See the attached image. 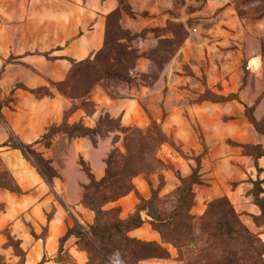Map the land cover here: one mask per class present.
<instances>
[{"label": "crops", "instance_id": "crops-1", "mask_svg": "<svg viewBox=\"0 0 264 264\" xmlns=\"http://www.w3.org/2000/svg\"><path fill=\"white\" fill-rule=\"evenodd\" d=\"M154 1L155 4L146 9L150 17L141 18L143 26L161 25L166 18L157 0ZM130 4L134 10H143L142 2ZM118 6V0H0V92L4 94L14 88L13 100L4 103L0 109V157L3 166L22 190L21 194L0 190V201L5 205L0 211V245L4 241L2 231L8 228L10 234L20 241L21 247L26 249L24 264H39L43 258V264H57L54 255L68 228L75 223L85 226L94 223V212L82 202L89 177L79 164V158L96 178H100L105 173L107 154L117 145L113 139L118 132L113 131L97 136L94 142L84 136L69 137L57 133L47 144L41 139L51 125L81 123L95 128L99 120L108 115L119 119L124 126L143 128L151 119L140 101L147 97L155 109L151 115L159 121L162 131L180 143L184 153L200 152L196 135L187 126V118L194 116L202 119L199 106L188 113L192 117L187 116L182 107L172 108L163 115L167 99L160 94L156 84L138 80L137 85L125 86L122 92L117 93L97 85L91 95L83 99L93 103L91 112L79 106L76 99L65 97L56 90V85L69 73V59L85 60L104 46L107 17ZM257 15L252 13L248 18L241 19L232 5L226 6L216 17L208 34L216 40L250 39L260 44V39H264V14ZM124 18L122 23H125ZM126 26L130 29L134 27L133 23ZM148 41L150 46L155 43L154 37L140 39L141 51L147 50ZM198 44L192 43L190 37L185 41L182 47L184 59H190L191 50ZM250 56L264 72V58H260L262 52L254 51ZM153 68V62L142 57L138 58L132 73L137 76ZM256 70L259 72L258 68ZM254 80L264 88V76L256 74ZM44 87L51 88L49 95L37 96L33 92ZM11 133L23 143L34 144L42 156L50 160L57 171L52 183L39 173L21 150L6 145ZM262 147L264 150V145ZM158 157L166 163L171 162L176 168L187 165L190 160L183 158L166 142L162 144ZM259 159H264V154ZM162 173L165 182L159 193L164 195L173 189L175 183L173 171L165 169ZM157 178L158 174H153L149 180L143 176L136 177V191L149 198L151 185L154 188L158 186ZM215 196L214 191H206L202 202L195 206L196 212L201 214L205 203ZM137 201L136 193L130 192L107 204L106 208L117 206L121 218H127ZM45 228L46 234L42 237L40 234ZM128 235L140 241L155 242L167 251L165 257H147L138 264H182L177 249L163 241L161 234L149 222L145 221L129 231ZM80 253L84 254L83 251Z\"/></svg>", "mask_w": 264, "mask_h": 264}, {"label": "rangeland", "instance_id": "rangeland-1", "mask_svg": "<svg viewBox=\"0 0 264 264\" xmlns=\"http://www.w3.org/2000/svg\"><path fill=\"white\" fill-rule=\"evenodd\" d=\"M130 2H137V5L142 2L143 10H134ZM153 4H155L154 0H124L121 5L119 26L122 28L123 38L121 42L141 54L139 58L143 57L153 62L154 68L150 72L141 73L137 76L133 75V70H131L129 76L132 81L110 79L100 81L99 85L109 88L113 93H117L123 90V87L135 86L140 81L150 85L156 84L160 94L167 99L165 105H163V115L167 114L172 108L182 107L187 116L192 117L188 113L195 111L199 106L202 119L198 120L194 116L192 119L187 118V126L196 135L200 152L199 154L193 152L190 155L184 153L181 144L164 133L167 137L166 143H169L183 158L190 159L188 164L176 168L171 162L166 163L161 160L158 157V151L156 156L162 162V165L153 171L139 173L133 178V183L138 176H143L149 180L153 174H158V186L154 188L151 185L149 198L152 196V192L158 195L160 197L157 205L158 211L162 214H169L176 204L179 189L183 187V180H188L193 171L197 169L199 182L192 186L193 204L190 213L200 217L205 215L210 208L208 217L210 220H215V215L217 218L220 209L226 211L225 205L220 203L217 208H211L209 204L214 200L225 198L241 223L250 233L260 239L264 257V216L255 200L257 181H259L262 190L264 189V159H259L258 165H256L253 158V154L258 151L257 145H264V133L255 128L250 119L251 114L247 111V107L252 105L251 113L259 122L260 129L264 130V88L258 86L259 82L254 80L256 74L263 77L264 72L260 71L261 66L253 62L250 56L252 52L260 50L262 52L260 58H264V39H260V44L250 39L222 41L213 39L208 34V30L213 27L216 17L226 6L232 5L237 15L244 19L252 13L263 15L264 0H157L158 7L163 9L162 14L166 18L161 25L147 24L143 26L144 22L141 18L150 17L149 10L146 9L151 5L153 6ZM123 17H125V23L121 21ZM128 23H131V25L133 23L134 27L130 29L126 26ZM116 27L117 25L111 24L108 38L112 42L116 37ZM150 37H154L155 43L153 42L154 44L152 43L150 46L148 41L147 50L141 51L139 49L140 39L147 38L148 40ZM189 37L192 43L199 42V44L191 50L190 59L186 60L184 59L182 47ZM165 38L177 41L183 38L184 41L180 46L177 45V41L170 46H164V49L167 50L165 54L166 61L161 64V67H157L150 55L155 54V51L159 49L160 41ZM94 55L90 58H93ZM71 68H73L72 64ZM256 68L259 69V72ZM84 71L86 72L87 69ZM90 75L92 79H96L95 74L90 73ZM231 78L232 81H230ZM92 81L86 83H92ZM59 87L57 84L55 87L57 91H60ZM38 89L40 90L35 92L37 96L49 95L51 91L49 87ZM34 90L37 91V89ZM13 91L14 88L4 92V94L0 92V109L4 103L13 100ZM140 101L151 118L146 127L124 126L119 119L110 118L108 115L102 118V120L105 119L103 122L108 127H118L120 130L113 131L118 132L113 139L117 142V145L110 149L107 157L116 148L124 154L127 149L126 145L135 148L139 146V141L142 139L150 141L154 136L151 133L153 131L152 121H155L161 127L159 121L151 115L155 112V109L150 105L149 98L144 97ZM76 102L87 112L93 110L91 101L80 98L76 99ZM62 125L63 123L60 126L51 125L49 131L52 133L44 140V143H50L54 134L68 135L65 131V125ZM150 130L152 131L150 132ZM146 134H148V137ZM97 136L103 135L96 134L92 138H88L94 142ZM148 147L147 157L153 154L151 143L148 144ZM33 149L34 152L28 154L27 157L24 155L25 158L31 164L38 165L46 175L48 179L46 180L52 183L53 178L57 176L56 169L51 165L50 160L42 156V153L38 151V147L34 146ZM42 158L43 160H41ZM79 164L82 167L83 164L88 167L82 158H79ZM165 169L174 172L175 186L167 194L161 195L159 193L160 187L165 182L162 171ZM180 178L183 180L181 181ZM0 181L13 186L17 184L9 170L3 166L1 157ZM0 190L10 191L4 187H0ZM208 190L214 191L216 196L210 198L205 203L204 211L198 214L195 206L202 202L201 198ZM260 196L264 197V190ZM4 206V202L0 201V211L4 209ZM113 207L117 206H110L109 208ZM143 213L145 214V212ZM74 226L75 224L69 228ZM162 229H164V236L162 234L161 237L165 240L176 237L180 243H183L186 239L194 240L197 237L195 231L187 234L183 225L178 226L174 233L168 228ZM209 230L212 236H220L216 228L211 226ZM45 234L46 228L40 235L43 237ZM2 235L4 241L0 245V264H24L26 249L21 247L20 241L10 234L8 228L2 231ZM75 238L74 235H71L59 245L54 255L57 264L102 263L98 258H95L94 254L91 255L85 250L87 242ZM210 244L205 254L209 264L236 263L237 258H239L238 252L243 247L240 241L234 240L229 235L227 229L224 230L223 235L217 241L212 239ZM126 248L130 252L129 259L133 262L144 256L166 253V249L159 244H145L143 247L134 248L127 246ZM249 248L250 253H255L258 245L250 244ZM80 251H83L84 254H81ZM201 258H203V254L194 252L192 246L181 250L180 259L182 264H187L191 259L198 262ZM118 260H120L118 256H110L105 264H117Z\"/></svg>", "mask_w": 264, "mask_h": 264}, {"label": "trees", "instance_id": "trees-1", "mask_svg": "<svg viewBox=\"0 0 264 264\" xmlns=\"http://www.w3.org/2000/svg\"><path fill=\"white\" fill-rule=\"evenodd\" d=\"M118 1V8L107 17L104 46L95 53L93 58H87L82 61L69 59L73 68L70 69L66 79L58 84V86H60V93L66 97L71 99H85L89 97L93 89L99 85L100 81H107L110 79H120L126 82L132 81L129 73L135 68L136 61L141 54L128 48L121 42L123 36L122 28L119 26V18L121 14V5L124 0ZM127 6L129 7V5ZM111 24L117 25L115 29L116 37L113 39V42L108 38ZM175 41L177 40L171 38L162 39L159 44V49L155 51V54L150 55L157 67H161V64L166 61L165 54L167 50L164 49V46H170L174 44ZM183 41V38L178 40L177 45L180 46ZM86 69L87 71L83 72V70ZM90 73L95 74L96 79H92ZM88 81H92V83H86ZM39 90L40 89H37V91L33 90V92L35 93ZM252 108V105L247 107V111L251 114L250 119L255 128L259 132L264 133V130L259 127V122L251 113ZM104 120L105 119L102 120L101 118L98 126L95 128L86 127L81 123L68 125L63 122V125H65V131L69 137L84 136L92 138L96 134L103 135L107 131H115L116 129L120 131L118 127H108L106 123L103 122ZM152 127L153 131L150 130V132L152 131L151 133H153L154 136L150 141L142 139L139 141V146L135 148L126 145L127 149L124 154L119 149H114L106 159L105 173L102 177L96 178L90 172L89 168L83 164V169L89 177V182L84 186L82 202L94 212V223L86 226L75 223V226L69 228L66 234L60 239L59 245H61L64 239L74 235L79 240L87 242L85 250L91 255L94 254L95 258H98L102 262L101 264L107 263V259L110 256H118L123 264H138L140 260L151 256H167L168 254L166 251L163 255L152 254L141 257L134 262L129 259L130 252H128L127 246L129 248H134L143 247L145 244L158 245L155 242L140 241L128 235L129 231L141 226L147 221L161 235L163 234V236L164 229L162 228H168L174 233L180 225L185 226L187 234L193 233V231L197 232V237L194 240L186 239L183 243H180L176 237H172L168 240L162 238L163 241L171 243L177 249L179 259L181 250L188 246H192L194 252L200 253L201 255L203 254V258L198 262L191 259L187 264H209V260L206 258L205 254L211 245L210 243L212 239L217 241V239L223 235L225 229L228 230L229 235L234 240L240 241L243 245L238 252L239 258H237L236 263L227 264H264L263 246L260 239L250 233L241 223L239 217L225 198L214 200L209 204L211 208H217L220 203L225 205L226 211L220 209L217 218L215 215V220H210L208 217L210 208L205 215L200 217H196L190 213L193 204L191 197L192 186L199 182L197 169L193 171L188 180L184 181L180 178L181 181L183 180V187L179 189L178 199L175 202L176 204L173 210L169 214H162L158 211L157 205L160 201L158 195L152 192V196L145 199L136 191L133 178L139 173L153 171L162 165V162L156 154L161 145L167 141V137L155 121H152ZM51 133L52 132L49 131L43 136L41 141L47 139ZM146 136L148 137V134H146ZM38 142H40V140L36 143ZM150 143L153 148V154L147 157L148 144ZM6 145L21 150L26 157L28 154L34 152V144L23 143L12 133ZM256 148L258 151L253 154V158L255 164L258 165V160L263 156L264 150L262 145H257ZM41 160H43V158ZM34 165L36 166V164ZM36 168L39 173L47 179L38 165ZM0 187H4L15 193L22 192L17 184L13 186L0 181ZM263 190L260 187L259 181H257L255 200L264 216V197L260 196ZM133 191L136 193L139 203L127 218H121L119 207L106 208L107 204L116 202L121 197ZM143 212H145V216L142 215ZM211 226L216 228L220 236H212L209 230ZM250 244L258 245V249H255V253H250ZM43 262L44 258L39 264H43Z\"/></svg>", "mask_w": 264, "mask_h": 264}, {"label": "built area", "instance_id": "built-area-1", "mask_svg": "<svg viewBox=\"0 0 264 264\" xmlns=\"http://www.w3.org/2000/svg\"><path fill=\"white\" fill-rule=\"evenodd\" d=\"M117 264H123L121 260H118Z\"/></svg>", "mask_w": 264, "mask_h": 264}, {"label": "water", "instance_id": "water-1", "mask_svg": "<svg viewBox=\"0 0 264 264\" xmlns=\"http://www.w3.org/2000/svg\"><path fill=\"white\" fill-rule=\"evenodd\" d=\"M142 215H143V216H145V214H144V213H142Z\"/></svg>", "mask_w": 264, "mask_h": 264}]
</instances>
